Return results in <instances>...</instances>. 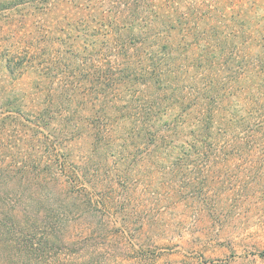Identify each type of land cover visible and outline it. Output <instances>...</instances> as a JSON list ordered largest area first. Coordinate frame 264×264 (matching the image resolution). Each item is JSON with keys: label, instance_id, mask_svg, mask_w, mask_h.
Segmentation results:
<instances>
[{"label": "rangeland", "instance_id": "rangeland-1", "mask_svg": "<svg viewBox=\"0 0 264 264\" xmlns=\"http://www.w3.org/2000/svg\"><path fill=\"white\" fill-rule=\"evenodd\" d=\"M43 1L0 3V233L36 222L46 247L0 241V264H264V0H169L160 81L129 89L115 54L70 78L73 6Z\"/></svg>", "mask_w": 264, "mask_h": 264}, {"label": "trees", "instance_id": "trees-1", "mask_svg": "<svg viewBox=\"0 0 264 264\" xmlns=\"http://www.w3.org/2000/svg\"><path fill=\"white\" fill-rule=\"evenodd\" d=\"M64 1L73 6V15L71 18L57 19L56 24L65 37V40L58 39L62 40V46L68 47L63 56H70L73 59L72 66L74 65L78 71L74 76L72 73L70 78H80L85 73L88 76L93 75L94 71L90 67L92 63L89 65L88 62L93 60L94 54L96 56L97 54H115L118 63L122 62L123 65L118 67L120 71L114 77L109 78L111 87L132 88L143 75L149 77V80L146 81L148 86L155 85L160 81L161 75L158 71L165 67L171 56L168 46H162L161 49L156 46V43L164 38L163 33H159V31L162 27L167 26L168 28L169 26V22L164 19L169 0ZM0 3L12 5L13 2L12 0H0ZM43 3L45 4L42 8L48 9V0H44ZM47 34L49 37V31ZM28 35H30V42L36 40V33L32 27L23 34L22 40ZM38 41L42 43V40L38 39ZM3 59L11 73L29 66L27 63L30 65L33 63V59L27 60L13 54L6 55ZM84 69L85 72L81 73ZM89 82L90 79L83 82L79 80L77 85L79 91L77 89V91L66 93L62 90L60 95L61 97L69 96L67 98L70 102H74L79 96H82L81 99L86 101L85 97L90 94ZM107 85L103 82L98 88L105 90ZM64 86L68 87L69 85L64 83ZM42 115L44 114L42 113ZM4 194L0 192V220L11 216L1 206ZM3 225L6 228L0 233V241L6 246V249L8 247L7 254L11 252V256L19 253L32 255L45 250L46 241L36 233L39 228H42L40 224L31 223L30 226L22 229L23 232H28L23 234V237L8 236L7 233H11L12 227Z\"/></svg>", "mask_w": 264, "mask_h": 264}]
</instances>
